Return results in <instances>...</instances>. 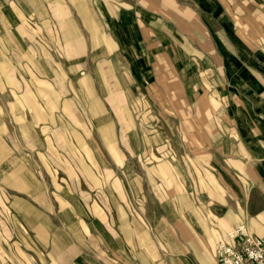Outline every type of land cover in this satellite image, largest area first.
Here are the masks:
<instances>
[{"label":"crops","instance_id":"1","mask_svg":"<svg viewBox=\"0 0 264 264\" xmlns=\"http://www.w3.org/2000/svg\"><path fill=\"white\" fill-rule=\"evenodd\" d=\"M96 37L97 60L117 55L181 147L173 196H48L101 187L53 178L67 156L64 111L73 120L93 109L80 105L79 80ZM94 89L103 125L119 126L111 97ZM110 132L102 145L67 139V157L111 161L122 134ZM0 190L24 206L15 216L24 264L32 254L54 255L50 264H217L215 245L234 227L264 237V0H0Z\"/></svg>","mask_w":264,"mask_h":264},{"label":"rangeland","instance_id":"2","mask_svg":"<svg viewBox=\"0 0 264 264\" xmlns=\"http://www.w3.org/2000/svg\"><path fill=\"white\" fill-rule=\"evenodd\" d=\"M85 21L82 23L84 24ZM89 33L93 32L90 31ZM102 42V38L96 37V40L91 39V45L88 47L90 59L85 63H81L80 66L81 77L79 84L81 90H83L80 93V105L84 104L86 107L92 106L93 109L80 108L78 119L72 116L73 120H71V116L67 113V110L64 111L62 130L65 154L67 156L72 154L68 149L70 142L67 139L73 138L74 143L80 144L83 147L87 144L91 145V140L95 137L97 143L102 145L98 137L99 133L110 132L112 129L110 133L113 134V137H115V133L122 134V141L114 143L117 149L113 150L114 157L111 158V161L109 158H81L78 159V162L82 161L83 163L81 162L78 169L75 170L76 167H72V161L76 162L77 159L65 156L63 164H60V168L57 169L58 171H53L55 173L53 174V178L56 180L71 182V180H76V177L81 183H96L97 187L101 186L100 188H97L95 191L87 189H80L78 191L48 189V196L57 197L56 194H59V196L70 197L72 192H78L81 195L82 193L86 195L90 193L91 195V193L95 192V196L101 198L120 197L123 194L129 198L159 197L163 199L173 196V191L168 186V174L169 168L177 172L176 176L180 174L178 171L182 172L183 170L184 158L182 157L181 147L167 125L160 122V125L157 126L155 120L157 115L152 110V105L142 95L136 82L131 77L129 69L119 60L117 55L113 53L110 57L111 59L108 61L97 60L104 52V48L101 45ZM95 87L99 89L100 95L102 94L101 96L105 97L107 101L111 97V111L109 112L112 114L113 121L115 120L120 127L103 125L104 118L102 115L105 111L100 109L99 105L96 104L95 106L93 103L92 96H97V94L90 93L92 90L96 91ZM109 88L112 93L104 94V91H108ZM122 88L128 92L126 95L122 93ZM115 89L120 91V94L114 93ZM90 118L92 121L95 118L101 124H97L94 127L87 126L88 122L85 120ZM156 134L158 135L157 141L153 138V135L155 136ZM119 147L123 151L127 150V158L125 156L124 158L119 157ZM157 147L158 151H156ZM85 160L89 163L85 164ZM97 161L101 162L102 166L104 165V161L108 165L111 164V174L102 173L96 167ZM78 162L76 163L78 164ZM121 166L125 168L121 169ZM152 167L158 168V171L152 170ZM76 172H79V177L75 175L77 174ZM49 174H51L49 177H52V173L50 172ZM10 192L0 190V264H24L23 258L29 255H25L20 250L23 249L24 239L21 235L22 232L18 230L22 229L20 223L15 220V216L18 213L22 215L16 209L18 207L23 209L24 206H18L17 204L13 206V199L12 201L10 200ZM207 197H210V195L207 194ZM32 240L33 245L38 244L37 239L33 237ZM30 256L32 257L33 264H41V262L50 264V257L54 255L32 254Z\"/></svg>","mask_w":264,"mask_h":264},{"label":"built area","instance_id":"3","mask_svg":"<svg viewBox=\"0 0 264 264\" xmlns=\"http://www.w3.org/2000/svg\"><path fill=\"white\" fill-rule=\"evenodd\" d=\"M217 264H264V237L254 235L245 225L234 227L215 245Z\"/></svg>","mask_w":264,"mask_h":264}]
</instances>
